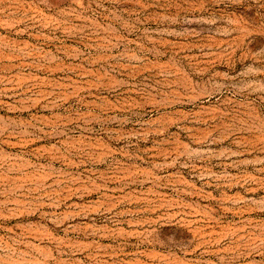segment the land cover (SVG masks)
I'll list each match as a JSON object with an SVG mask.
<instances>
[{
	"label": "rangeland",
	"instance_id": "1",
	"mask_svg": "<svg viewBox=\"0 0 264 264\" xmlns=\"http://www.w3.org/2000/svg\"><path fill=\"white\" fill-rule=\"evenodd\" d=\"M0 264H264V0H0Z\"/></svg>",
	"mask_w": 264,
	"mask_h": 264
}]
</instances>
